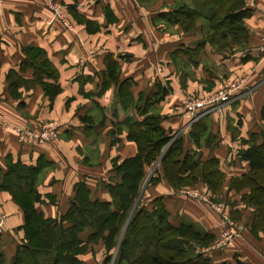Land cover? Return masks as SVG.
<instances>
[{"label": "crops", "instance_id": "0c3cea01", "mask_svg": "<svg viewBox=\"0 0 264 264\" xmlns=\"http://www.w3.org/2000/svg\"><path fill=\"white\" fill-rule=\"evenodd\" d=\"M245 1L253 10L244 19L247 38L225 52L206 44L190 60L183 49L199 33H184L158 17L161 11L176 7V0H0V176L7 157L30 165L40 157L46 159L50 164L41 170L37 182L44 201L36 203L46 217L66 212L75 184L82 180L91 199L110 200L106 185L115 179L112 159L122 160L137 150L126 137L124 121L139 118L135 107H123L118 101L116 85L103 89V72L112 56L120 80H130L134 100L152 91L157 82L169 87L156 106L165 116L162 127L174 136L181 135L184 148L201 159H218L225 175L218 201L244 227L239 235L209 249L211 262L236 264L239 259L245 264H264V232H251L254 207L241 201L248 189L238 192L230 187L231 177L249 170L237 150L246 146L251 132L259 130L264 102V53L260 48L264 0ZM51 4L59 8L60 15ZM86 21L99 28L88 31ZM29 47L40 48L56 71L60 92L52 100L40 84L28 81L34 79L25 52ZM24 62L28 65L22 68ZM16 79L20 81L13 87ZM232 82L236 84L230 101L210 112V93ZM197 101L203 104L197 106ZM48 125L57 130V141L35 143L16 131H38ZM200 127L203 130L195 142L190 134ZM153 187L155 196L165 197L175 221L186 218L216 238L221 235L215 212L178 196L166 181ZM23 222L20 206L10 193L0 190V249L6 264L23 241L24 232L19 229ZM90 232L85 229L80 238L85 240ZM78 258L83 264H102L103 242L91 244Z\"/></svg>", "mask_w": 264, "mask_h": 264}, {"label": "trees", "instance_id": "16d2710c", "mask_svg": "<svg viewBox=\"0 0 264 264\" xmlns=\"http://www.w3.org/2000/svg\"><path fill=\"white\" fill-rule=\"evenodd\" d=\"M189 2H182L158 14L166 24L180 27L184 33H199L200 37L183 49L188 59L198 57L206 44L218 52H225L241 38H247L249 32L244 19L253 10L245 0ZM90 23L86 21L88 31L99 28L98 24L91 27ZM25 52L34 70V79L28 81L40 84L52 100L60 92L54 67L40 48L29 47ZM27 65L24 62L21 66L25 68ZM19 81L14 80L12 86H17ZM111 84L118 88L116 96L121 105L135 107L139 118L124 121L126 137L134 141L137 150L122 160L112 159L115 181L106 185L110 200L91 199L90 191L82 180L75 184L74 196L66 212L58 217H46L36 208V203L44 201L37 190V182L41 170L50 163L43 157L35 165L7 157L6 170L0 176V190L10 193L24 217L19 227L24 232L23 241L9 264H83L78 255L99 241L104 244L102 264H213L208 255L192 253L188 248L191 241L208 244L213 239L210 232L186 218L173 223L163 196H155L151 208L140 204L137 199L148 168L158 159L162 174L155 169L148 184H154L161 178L172 188L202 183L215 193L225 178L218 159H201L195 151L184 148L181 135L174 137L162 127L165 116L156 106L169 93V87L157 82L152 91L141 93L134 100L130 80H120L117 62L109 56L103 72V89ZM12 93L15 98L20 97V94ZM260 120L259 130L251 132L244 143L246 146L237 150L239 159L248 162L249 170L230 180V187L238 192L248 189L241 195V201L254 207L250 225L252 233L259 229L264 232V175L260 173L264 170V102ZM195 126L197 128V124ZM202 130L201 127L198 131L192 130L190 136L193 141L198 142ZM139 222L141 226L156 227L160 231L154 237L136 238L134 228ZM87 228L91 232L83 240L80 234ZM235 261L236 264H245L239 259ZM0 264H6L1 249Z\"/></svg>", "mask_w": 264, "mask_h": 264}, {"label": "rangeland", "instance_id": "374dc122", "mask_svg": "<svg viewBox=\"0 0 264 264\" xmlns=\"http://www.w3.org/2000/svg\"><path fill=\"white\" fill-rule=\"evenodd\" d=\"M176 1L178 2V4H180L182 2L190 3L189 0H176ZM235 84L236 83L232 82L227 87L219 88L218 90L211 92L209 97H213L214 94H216L222 90H228V89L234 90ZM230 99H231V97H230ZM230 99L228 101H230ZM227 102H225V103H227ZM225 103H222V104L221 103H219V104L211 103V104H209L210 106H212V107H210V112L215 111L217 108H219V106H222ZM155 169L159 172L160 175L162 174L159 159L156 161V163H154L152 166H150L148 168L147 176L144 179L142 188L140 190V195L137 199V201H140V204L145 205L148 208L152 207L151 201L153 198H155V195L157 193L153 186L160 183L161 181H165L163 178H161L160 181H158L154 184H148V179L154 173ZM260 173H262L264 175V170L260 171ZM224 182H225V178H224L223 184H224ZM223 184H222V186H223ZM173 189H175V193L178 196L187 199V201L188 200L194 201L203 207H207V210H209V211L211 210V211L215 212L218 215V218L220 220V224H221V228H222L221 229L222 230L221 235H219L216 238V236L214 234H212L213 235L212 241H210L208 244H205V245L201 244L200 242L191 241L188 244V248L192 253H204V254L208 255L209 249L212 248L214 245L216 246L219 243L223 244L228 239L239 235L236 233L239 232L241 229H243L244 224L242 222L233 221V219L231 218L230 212L226 208V204L222 201H218V200H220V198L217 197V195L220 194V193H218L219 190L214 193V192L210 191V189L208 187H206V185H203L202 183H200V184L198 183L194 186H186V187L173 188ZM163 198H165V197L163 196ZM203 198H206L207 200H209L213 204L219 205L221 208V211H218V210L212 208L209 204L205 203ZM134 207H135V205H134ZM169 213H170L172 222L176 223L178 221V219L175 221L174 217L171 215L173 213L171 211H169ZM223 215H226L229 218L230 222H225L223 219ZM125 227H126V225H125ZM125 227H124V229H125ZM124 229H123V231H124ZM159 231L160 230H158V228H156V227H150L148 225L141 226V223L139 222L137 224V226L134 228V235L136 238L154 237V235L159 233ZM230 233H231V236H230ZM110 264H112V262Z\"/></svg>", "mask_w": 264, "mask_h": 264}, {"label": "built area", "instance_id": "2783aa9c", "mask_svg": "<svg viewBox=\"0 0 264 264\" xmlns=\"http://www.w3.org/2000/svg\"><path fill=\"white\" fill-rule=\"evenodd\" d=\"M50 6L52 7V9L54 10V12L57 15H60L59 8L56 5L51 4ZM260 48H261V51L264 53V44ZM232 91H233V89L219 91L218 93L214 94L213 97H209L207 99V103L208 104L225 103L230 99V95H231ZM202 104L203 103L200 101L196 102L197 106H201ZM16 131L21 135V137H24L27 140L33 141L35 143L54 142V141H57L59 139L57 130L50 125L44 126L41 130H38V131L25 130L22 128L17 129ZM203 200L205 201V203L209 204L212 208H214L218 211H221V208L219 205L211 203L206 198H203ZM223 219L225 222H230L229 218L226 215H223ZM0 230H1V223H0ZM230 236H231V233H230Z\"/></svg>", "mask_w": 264, "mask_h": 264}]
</instances>
